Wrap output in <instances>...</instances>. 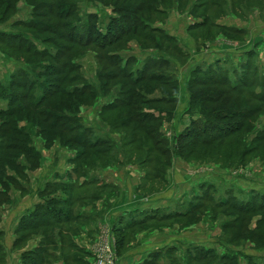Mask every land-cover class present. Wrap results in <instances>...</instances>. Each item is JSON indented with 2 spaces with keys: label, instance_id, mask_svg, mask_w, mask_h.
I'll use <instances>...</instances> for the list:
<instances>
[{
  "label": "rangeland",
  "instance_id": "obj_1",
  "mask_svg": "<svg viewBox=\"0 0 264 264\" xmlns=\"http://www.w3.org/2000/svg\"><path fill=\"white\" fill-rule=\"evenodd\" d=\"M160 1L0 0V243L3 247L0 264H41L40 260L42 264H98V245L109 264H137L142 260L140 264L150 261L154 264H264L263 212L214 206L221 202L249 208L264 204V141L254 143L253 140L256 136L264 138V128H260L264 125V114L249 116L242 121L240 131L224 140V131L220 129L217 133L221 136L208 147L191 145L189 138L183 142L177 140L176 146L183 147L177 150V155L170 152V145H175L176 135L191 132V119H199L203 125L204 115L210 125L223 128L238 121L229 115L233 109L230 106L218 109V104L208 103L203 105L207 114L184 115L187 101L183 103L179 99L169 105L142 107L139 97L169 95L168 87L145 81L133 86L123 82V76L132 73L133 78L148 59L167 60L169 69L162 75L176 80L179 86L186 84L187 78L183 76L195 65L199 69H219V76H223L225 69L230 74L232 67L236 69L243 63L242 57L239 58L240 48L247 44L230 45L220 41L216 45L207 40L223 37L222 40L241 42L245 38L231 33L225 37L210 22L249 26L254 39L262 41L256 57L258 70L263 72L264 33H258L264 32V0H212L214 4L209 0ZM155 7L163 15L156 13ZM115 9H120V13H134L137 20L163 29L162 33L167 36H162L167 40L155 32L150 33L154 39L147 40L141 35L125 36L106 50L68 40L71 35L85 39L84 31L90 28L98 31V41L106 31L118 35L113 27L115 22L123 28L129 22L114 13ZM113 18L116 19L111 21ZM202 20L204 26L193 27ZM75 28L77 31H72ZM11 37H24L30 52L18 40L12 43ZM190 37L194 39V49H191ZM202 41L204 46L199 48ZM175 43L182 53L189 55L187 59L171 52ZM233 48L235 51L231 53ZM192 51H198L196 59H201L190 57ZM116 52L112 64L101 59L107 53ZM129 59L133 60L132 65ZM237 78L233 77V81ZM184 93L188 97L185 89H179L178 98ZM16 94L24 96L20 99ZM42 95L44 99L33 110V104ZM105 104L115 108L105 111L106 108H101ZM174 107H177L176 120L169 121L172 116L164 111L170 112ZM157 110L162 113L157 114ZM150 111L162 121L150 122ZM216 112L219 118L214 117ZM66 119H70L67 126ZM202 125L197 124L195 131L208 126ZM89 127L93 128L94 138L113 140L114 144L109 146L102 140L103 144L95 150L81 149L74 138ZM241 141L246 145L240 147ZM23 145L31 153L20 151ZM164 148L169 151L161 155L162 150L166 151ZM254 148L240 164V149L242 152ZM65 167L75 171V181L62 176L61 183L52 186V173L55 170L62 173ZM113 168L121 171L119 186L105 184L110 178L91 180L88 177L86 181L93 185L78 188L80 180L85 181L93 170L112 171ZM41 175L44 180L38 182ZM162 175L169 187L166 194L163 193L166 186L160 182ZM44 181L49 183V188ZM102 185L108 187L102 188ZM28 197H34V202ZM26 198L24 203H32L29 214L27 209L24 213L21 209ZM53 199L61 203L49 208L53 211L49 219L64 214L75 217L74 221L22 229L21 222L30 220L33 210L47 209L45 202ZM92 205H99L100 210L95 211ZM123 205L127 208L117 213V208ZM167 212L185 214L169 220H148ZM39 217L43 218L40 214ZM80 230L89 233L80 235ZM54 242L56 246L51 247ZM39 248L50 255L41 253ZM168 249L172 252L166 254ZM78 250L82 253H77Z\"/></svg>",
  "mask_w": 264,
  "mask_h": 264
},
{
  "label": "trees",
  "instance_id": "obj_2",
  "mask_svg": "<svg viewBox=\"0 0 264 264\" xmlns=\"http://www.w3.org/2000/svg\"><path fill=\"white\" fill-rule=\"evenodd\" d=\"M157 2H160V0H156ZM204 2H209V3H213L212 0H202ZM116 10V11H115ZM114 13L118 14V16H121V18L124 20L126 19L127 22H129V25L127 24V28H123L121 27V24L117 25L118 23L115 22V25H113L114 30L116 31V33H119L118 35H114V33L112 31H106L103 32L102 34H100V36L102 37L100 41L97 40V35L98 31L95 30V28H90L84 31L85 34V39H82L81 35H79L78 37H76L75 35H71L72 37L68 38V40L72 43H75L76 45H81V46H88V45H93L96 46V48L98 50H106L109 49L113 43H117L119 42L120 38H127L129 36H136V35H141L142 39L147 40V38L149 39H154L152 36H150V33L155 32L156 34H161V39L163 40H167V36L166 34L162 33L163 29L158 28L157 26H150L149 23L145 20H141V19H136L135 14L131 13L127 14V13H123V12H119V10L115 9ZM121 11V10H120ZM155 11L156 13H159L160 15H163V11L161 9H158L157 7H155ZM70 12L68 13V17ZM116 18H113L111 21H114ZM21 25V24H20ZM126 25V24H125ZM211 26H214L218 29V31L222 32L223 36H228L227 34H230V32L233 33H238L237 29L234 28H225L222 27L220 25H218L217 23H213L210 22ZM22 27H25L24 25H21ZM204 26V21H200V22H196L193 24V27H201ZM154 27V28H153ZM77 28H75L74 30L72 29V31H77ZM124 29V30H123ZM71 30V29H70ZM69 32L70 33L72 32ZM227 32V33H226ZM165 35L164 37L162 36ZM69 37V36H68ZM172 38H174V36H170ZM13 38V40L11 39L12 43H15L17 40L18 42H20L21 46H25L26 41L24 40V37H11ZM76 38V39H74ZM106 43L103 42V39H107ZM191 39H193L192 37H190ZM123 40V39H122ZM189 40V39H188ZM194 40V39H193ZM211 40H207V42H209ZM189 42L193 43L191 40H189ZM45 43V42H42ZM152 43V42H150ZM190 44V43H189ZM204 44V42L202 41L201 45L202 46ZM194 45V43H193ZM192 45V46H193ZM28 47L30 45H27ZM199 46V47H200ZM26 48V51L30 52V49ZM191 49H194V46L191 47ZM171 52L177 56L180 57L182 59H187L188 58V54L187 53H182L181 52V47L178 45V43H175L172 47H171ZM115 54L117 55L118 52L116 53H107L103 58V60H108L111 64L112 61H114ZM34 55V54H33ZM250 56V54H249ZM49 59H53L48 55ZM100 58V57H99ZM98 59V58H96ZM129 63L130 65L133 64V60L129 59ZM127 64V63H125ZM114 65L117 66L116 63H114ZM169 62L165 59H160V60H150L148 59L147 61H144L143 66L141 68V70H138L136 72V75L132 78V73L129 74L128 76H123L125 79H123V82H130L129 84L131 86L135 85L136 83H139L141 81H145L148 83H157L160 84L161 86H165L168 87L167 90L169 92H166L169 95H158V96H149L148 98L144 99L143 96L139 97V104L143 107V106H148V105H153V104H165V105H169L171 103H174V101L178 100V90L183 88L187 91L188 93V99H187V105L188 108L184 109L182 111V114H186L189 115L190 113H194L195 115H200V114H207L208 112L204 109L203 105L204 104H218V109H222L224 106H230L228 108L233 109L232 113H230L229 115L233 118L238 120L235 123H231L229 124L227 127H215L214 125H210L209 120L202 115V117L204 118V122L203 125H208V126H203L202 124H200V120L199 119H191L190 120V129L191 132H188L187 134L185 133L180 134V135H176V143L175 145H170V152H172L173 154H177V150L183 147H178L176 146L177 144V140H179L180 142H183L184 139L189 138L190 140V144L191 145H200L203 147H208L210 145H212L213 143H215V139L221 135H219L217 133V131H220V129H222L223 132V140L232 136L233 134H235L237 131H240L243 128V122L245 120H247L249 118V116H256L259 113H263L264 114V71L261 72V74L259 72H256L255 69L257 68H251L250 66L245 67L244 64L240 65L239 70H240V75L236 76L237 80L236 81H230L226 75V72H222L223 76H219L217 74V72L219 71V69H211L208 67H205L203 69H199L198 66L192 68V70H190L187 75H186V84L183 86H179V84L177 83L176 80H169L168 78H166L165 76H163L162 74H165V70L169 69L168 66ZM151 71H155V73H150V75H146V72H151ZM158 72H163V73H158ZM263 75L262 79H257V76H261ZM249 76H252V78L250 80H248ZM14 87H18L19 85H13ZM20 87V86H19ZM250 87V89H249ZM215 88H219L217 89L218 91L215 90ZM20 89H22V87H20ZM263 90V91H262ZM74 92H76L74 90ZM73 92V93H74ZM82 93V91H80ZM77 93V92H76ZM79 93V94H81ZM72 93H67L66 95H70ZM73 95V94H72ZM24 96V95H21ZM20 95H15L16 98H20ZM75 96V95H74ZM78 97L82 96V95H77ZM44 99L43 95L40 97V99L33 104L32 109L35 108V106L37 107L38 105H40V103L42 102V100ZM13 102V101H11ZM240 106V109H236L237 106ZM254 106V107H253ZM101 108H106L105 111L107 110H112L115 107H110L109 105L105 104L102 105ZM176 108L174 107L172 109V111L168 112V111H164V113L166 115H170L172 117H170L169 121L172 120H176ZM34 110V109H33ZM157 114H161L162 112L160 110L155 111ZM161 112V113H160ZM9 114V113H7ZM4 114V115H7ZM154 111H150L149 113V121L150 122H161L162 119L160 118L159 115H154ZM71 115V114H68ZM66 116V115H65ZM64 116V118H65ZM201 116V115H200ZM219 112L214 113V117L215 118H219ZM44 119H47V117L45 116ZM152 119V120H151ZM70 119H66L67 123L65 126H67L69 123ZM167 122L168 119H166ZM166 120H164L166 122ZM244 120V121H243ZM65 121V122H66ZM163 121V122H164ZM243 121V122H242ZM202 125L203 127L200 129V131H195V127L196 125ZM52 126V125H50ZM62 126V125H60ZM96 126H98L96 124ZM71 128V127H69ZM260 128H264V125L260 126ZM161 129V127H160ZM262 133H264V129H262ZM216 133V134H215ZM86 134V135H85ZM95 134L93 132V128L89 127V129H84L83 131H81L77 136L74 138L75 144L77 146H79L81 149L83 150H95V148L100 147L101 144H103L104 140L106 142V145L112 146L114 144L113 140H105V139H100L99 137H93L92 135ZM192 134L194 135V137L192 136ZM85 135V137H84ZM90 135V136H89ZM167 137V136H166ZM264 137V134H263ZM254 143H262L264 141V138L262 137H258L256 136L254 139ZM242 143L240 144V147L244 144L246 145L245 141H241ZM156 143L161 144L160 141H156ZM157 145V144H156ZM166 151L162 150L163 153H161V155H166L168 153L167 149L164 148ZM242 149H240V153L239 155V163L241 164L242 162H244V158L247 157L248 155H250L254 150V149H249V150H245L242 151ZM20 151L26 153H31L29 149L26 148L25 145L20 147ZM258 148H257V151ZM31 155V154H30ZM178 155V154H177ZM33 156V155H32ZM74 170V169H73ZM76 170V169H75ZM75 173V171H74ZM166 173V171H165ZM76 177L77 174L75 173ZM160 182L162 184H164V186L167 185V179L164 175L161 176ZM60 184V183H59ZM47 188H49V183H46ZM52 186H55V184L53 183ZM65 186V185H63ZM81 184H79L78 188H81ZM104 187H108L107 185H102V188ZM66 201H63L62 203H66ZM61 203L59 200L58 201H54L53 200H48L47 202H45V205H47V209L41 210L42 207L37 208V210L35 209L34 211L31 212V214L29 215V217L34 218V219H26L24 221H22L21 223L23 224V228L24 230L29 229H35V228H39V227H50L52 224H61V223H68L70 222V220L74 221L73 217H69L67 215H62L61 216H54L51 217V215H53V211H51L49 208L52 207L55 204ZM93 206V205H92ZM216 206H221V207H226V208H233L239 211H252L251 209H254V211H262L263 215H264V204H260L258 207L256 208H249L250 206H241V205H237V204H233L229 202H221L219 204L214 205ZM252 207V206H251ZM49 209V210H48ZM58 213V212H57ZM55 213V214H57ZM39 214L41 216H43V218L39 217ZM185 213H181V212H174V213H160V215H158L157 218L155 217H149L148 220H169L172 219L173 217H183ZM38 219V222L37 221ZM75 220H78L77 217ZM134 225V224H133ZM19 230V229H16ZM64 238L65 235L63 236ZM55 242L52 244L51 247H55ZM98 247V246H97ZM2 244L0 243V251L2 250ZM39 250L41 251V253H46V250L42 251V248H39ZM97 250V248H96ZM79 252L77 253H82L80 250H78ZM170 252H172V249H168L166 251V254H169ZM50 255V254H47ZM51 257V256H50ZM203 258V257H202ZM201 258V259H202ZM225 259H227V257H224ZM41 264H42V260H40ZM142 264H154L153 261L150 262H144Z\"/></svg>",
  "mask_w": 264,
  "mask_h": 264
},
{
  "label": "crops",
  "instance_id": "obj_3",
  "mask_svg": "<svg viewBox=\"0 0 264 264\" xmlns=\"http://www.w3.org/2000/svg\"><path fill=\"white\" fill-rule=\"evenodd\" d=\"M218 25H220V26H222V27H225V28H234V29H237V31H238V33H233V32H230L231 34H234V35H242V37H244L245 39H244V41H241V42H238V41H232V40H228V39H226V40H222V38H217V39H213V40H211V41H209V42H215V44L216 45H218L219 43H226V42H228L230 45H232V44H237V45H241V44H247L246 46H241V48H240V56H239V58L240 57H242V59L240 60V61H243V63L242 64H244V66L245 67H247V66H250L251 68H257V69H255L256 70V72H261L260 70H258V67L260 66L259 64H258V62H257V57H256V55H258V53H259V51H260V44L262 43V41H259V39L256 37L255 39H254V36H252L251 35V33H249L250 31H248L250 28H248L249 26H247V25H245V26H240V25H226V24H222V23H217ZM247 26V27H246ZM261 28V27H260ZM257 29H259V27H257ZM260 33H264L263 31L262 32H259L258 34H260ZM254 34V33H253ZM257 35V34H256ZM226 37V36H225ZM190 40V39H189ZM216 40H218V41H216ZM191 41L193 42V39H191ZM220 41H222V42H220ZM208 42V43H209ZM192 45H193V43H191ZM207 44V43H206ZM202 46H204V45H202ZM199 48H201V46L199 47ZM257 48V49H256ZM233 51H235V48H233L232 49V51L230 50V52L232 53ZM203 52V51H202ZM202 52H200V53H202ZM249 54H250V56H249ZM189 56V55H188ZM193 57L194 59H196V57H198V51H192V53H191V55H190V57ZM259 58V57H258ZM201 58H198V59H196V60H200ZM241 64V65H242ZM195 66H197V65H195ZM234 66H237V64H235ZM239 67H240V65H238V67L235 69V67H234V69H233V67H232V70H231V72H230V74H229V71L227 70V69H225L226 70V75H227V77H228V79L230 80V81H233V77H236L235 75H237L236 73H240V70H239ZM183 78H186V75H184L183 76ZM179 100H182V102L184 103L185 101H187V99H188V97H186V94L184 93V94H181L180 95V97L178 98ZM181 105H183V104H181ZM180 110H183L181 107H180ZM172 126V125H171ZM178 126V125H177ZM177 126H175V128L177 129L178 127ZM179 126H181V125H179ZM116 164H118V163H116ZM46 166H48V165H46ZM67 167H65L64 169H63V172L62 173H60V171L59 170H55L53 173H52V175H51V177H50V180H52V182L54 183V184H56V183H61V177L62 176H66V180H71V181H75V179L77 178L76 177V175H75V173H74V171H72L70 168H68L67 170H65ZM112 171H103V170H93L92 172H90L89 174L90 175H86V177H85V181H83V180H80V182H79V184H81L82 186L81 187H83V186H86V185H89V186H91V185H93V183L91 184L89 181H86V179L88 178V177H91V180H96V179H105V178H110L111 179V181H108V182H106L105 184H110V185H112L113 187L114 186H119V173L121 172V171H118L117 170V168H113V169H111ZM115 170V171H114ZM133 172H135V174H136V176H138L137 175V172L136 171H134V170H132ZM132 171H130L129 172V174H130V176L132 177L133 175H132ZM114 172H116V173H114ZM64 173V174H63ZM179 175V174H178ZM44 180V177H43V175H41L40 177H39V179H37V181L38 182H42ZM44 182H47V181H44ZM33 190H35V188H33ZM169 187H168V185H166V188L164 189V191H163V193L164 194H166V193H168L169 191ZM177 190L178 191H180V189L179 188H177ZM170 192H171V190H170ZM182 192V191H181ZM28 198H30L31 199V201H32V203L34 202L33 200H34V197L33 198H31V197H28ZM24 200H27V198L26 199H23L22 200V205H21V209H22V211H23V213H24V209H27V214H29L30 213V207H31V202L29 203V202H27V203H24ZM138 205V204H137ZM93 207H95V211H99L100 210V207H99V205H93ZM127 207L125 206V205H123V206H119V208H117V213H119L121 210H124V209H126ZM94 210V209H93ZM34 211V210H33ZM117 213H115V214H117ZM114 215V214H113ZM100 218V217H99ZM102 219V218H101ZM100 219V220H101ZM89 232H88V230H82V232H81V230H80V235H87ZM144 252H146V251H144ZM92 253H93V251H92ZM143 261V260H142ZM141 261V262H142ZM141 262H139V263H137V264H140ZM122 264V263H121Z\"/></svg>",
  "mask_w": 264,
  "mask_h": 264
},
{
  "label": "built area",
  "instance_id": "obj_4",
  "mask_svg": "<svg viewBox=\"0 0 264 264\" xmlns=\"http://www.w3.org/2000/svg\"><path fill=\"white\" fill-rule=\"evenodd\" d=\"M97 250H98L96 251L98 254V255L96 254L97 263L98 264H109L110 261L107 260L108 258L104 255L101 245H98Z\"/></svg>",
  "mask_w": 264,
  "mask_h": 264
}]
</instances>
